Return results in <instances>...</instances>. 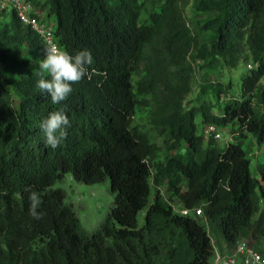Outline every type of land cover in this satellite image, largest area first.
<instances>
[{"label": "trees", "instance_id": "trees-1", "mask_svg": "<svg viewBox=\"0 0 264 264\" xmlns=\"http://www.w3.org/2000/svg\"><path fill=\"white\" fill-rule=\"evenodd\" d=\"M26 1L53 20L61 50L87 49L93 63L53 104L36 87L47 47L13 11L0 12V264H209L207 233L218 247L243 239L264 254V0H193L194 14L206 15L195 27L183 0H157L145 19L143 0ZM239 61L250 69L216 113L203 97L208 84L186 104L195 67ZM208 89L218 103L229 85ZM136 109L148 131L132 125ZM60 110L70 126L52 149L40 125ZM206 125L229 127L230 141L204 142L197 129ZM247 138L262 152L256 178ZM162 149L175 154L158 160ZM65 174L85 185L108 179L112 206L90 233L51 188ZM26 188L40 196L42 219L29 214ZM174 200L201 216L179 215Z\"/></svg>", "mask_w": 264, "mask_h": 264}, {"label": "rangeland", "instance_id": "rangeland-1", "mask_svg": "<svg viewBox=\"0 0 264 264\" xmlns=\"http://www.w3.org/2000/svg\"><path fill=\"white\" fill-rule=\"evenodd\" d=\"M193 0H183L182 1V10L183 15L186 20V23L189 27H195L197 22H200L205 14H194L191 9V3ZM145 13L142 14L141 19H145L146 15L151 12H157L159 6L161 4L160 1L157 0H143ZM49 22H52L50 18ZM207 36H209L208 32H204L200 35L199 41L203 42ZM247 58L245 61H248ZM200 66V62L196 63ZM246 73V64L244 62H240L234 68H227L222 64H218L216 67L212 69H205L195 67L194 72L191 75V91L186 96V104L189 102H193L195 100V96H197L200 87L206 86V91L204 92V99L210 101L214 106L212 112L216 113L220 105V102L225 99L226 96L236 95L237 90L239 89L240 78ZM217 83L221 87H226L229 85V89L225 94L221 95L218 99V103L215 102L214 97L211 91L208 89L211 84ZM264 83V79H263ZM210 84V85H209ZM145 110L144 109H136L133 119L132 125L137 126L142 131H148L149 126L147 125L145 119ZM199 130L197 129V132ZM220 139L215 141V144L219 148H223L225 144L230 141L231 133L229 131V127L221 128L219 130ZM151 134V133H150ZM153 137V136H152ZM156 144L159 145V140H153ZM182 146L178 147V151H182ZM242 148L246 150V155L249 160V173L252 177H257L256 166L262 160V152L260 149H257L255 144L249 138L246 139L242 143ZM175 154V151L166 152L165 150H161L159 152L158 160L162 159L164 156H172ZM52 189H60L64 193L63 203L71 207L75 218L78 221V224L82 231L85 233L92 232L95 228H97L100 223L104 221L109 210L112 206L113 194L109 192V184L108 179L105 178L100 183L85 185L79 182L74 181L69 174H65L61 180L56 181L52 186ZM153 189V187H152ZM158 192L161 196L165 197L164 186L160 185L157 187ZM152 199V191H150L148 196V204ZM173 205V209L176 207V201H171ZM145 209L139 211L136 215V224L139 227L142 224V218ZM210 240H212L216 244L215 236L211 233H207ZM220 241V240H219ZM252 242V241H251ZM262 248L264 249V241L261 242ZM222 244V243H221ZM253 244V242H252ZM217 246V245H216Z\"/></svg>", "mask_w": 264, "mask_h": 264}, {"label": "clouds", "instance_id": "clouds-1", "mask_svg": "<svg viewBox=\"0 0 264 264\" xmlns=\"http://www.w3.org/2000/svg\"><path fill=\"white\" fill-rule=\"evenodd\" d=\"M92 63L93 57L87 49L77 51L73 55L58 46L47 47L39 65L41 78L37 81L36 87L42 93H46L53 104H59L72 93V85L79 83L88 75ZM45 74L50 79L45 78ZM68 126L70 121L63 110L50 113L40 125L45 134V145L52 149L60 146L67 138ZM25 190L29 191V214L34 219H42L43 214L38 211L42 204L40 196L36 191L27 188ZM255 259L260 261L258 256Z\"/></svg>", "mask_w": 264, "mask_h": 264}, {"label": "built area", "instance_id": "built-area-1", "mask_svg": "<svg viewBox=\"0 0 264 264\" xmlns=\"http://www.w3.org/2000/svg\"><path fill=\"white\" fill-rule=\"evenodd\" d=\"M1 11H13L18 21L35 33L46 47L57 46L53 40L54 22L52 20L50 23V18H46L40 8L33 7L26 0H0ZM246 69H250V65H246ZM228 99L229 96H226L223 101ZM220 129L206 125L199 127L197 134L204 142L209 139L217 141L220 139ZM175 211L181 216H201L200 209ZM210 246L212 254L209 264H264V254L253 248L247 240L239 239L232 245L223 243L220 247L210 240ZM257 256L260 261H256Z\"/></svg>", "mask_w": 264, "mask_h": 264}]
</instances>
